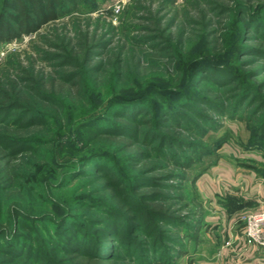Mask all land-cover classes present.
I'll use <instances>...</instances> for the list:
<instances>
[{
    "label": "trees",
    "instance_id": "1",
    "mask_svg": "<svg viewBox=\"0 0 264 264\" xmlns=\"http://www.w3.org/2000/svg\"><path fill=\"white\" fill-rule=\"evenodd\" d=\"M79 2L0 0V43L38 32ZM206 3L234 14V8ZM235 6L241 27L231 46L222 36L217 46L200 38L188 48L182 33L173 39L157 26L143 27L149 34L133 37V44L162 72L150 71L141 83L120 70L128 53L91 64L98 55L92 50L106 45L95 35L86 45V33L81 58L66 47L47 57L55 67L73 69L58 71L61 81L77 88L73 93L44 90L33 72L28 79L10 78L5 67L0 264H176L185 252L179 237L196 243L205 218L201 227L181 219L171 197L156 189L180 188L163 182H186L192 175L194 182L217 163L219 137L208 132L221 115L244 121L246 143L264 156V81L246 82L239 69L250 62L245 57L264 61V4L254 11L241 1ZM151 55L167 58L174 75ZM218 198L229 212L245 205L243 198Z\"/></svg>",
    "mask_w": 264,
    "mask_h": 264
},
{
    "label": "rangeland",
    "instance_id": "2",
    "mask_svg": "<svg viewBox=\"0 0 264 264\" xmlns=\"http://www.w3.org/2000/svg\"><path fill=\"white\" fill-rule=\"evenodd\" d=\"M207 1L210 0H81L74 7L70 6L58 20L46 24L38 32L23 35L9 43H0V73L8 66L7 75L10 74V78L16 76L19 79L26 77L28 79L29 72H33L44 90L62 91L66 93L65 95H68L69 92L73 93V90L76 91L77 88H72L68 83L61 81V74H58L60 71H71L73 69L67 66L55 67L47 57L48 55L64 54L62 48L66 47L67 50L73 48L74 52L81 58L85 50V41L82 35L86 33L85 35L90 37L86 45L91 43L92 35H95L96 40L94 41H101L106 45V49L92 50L98 55H93L91 64L94 65L101 59H115L119 53L120 55L128 53L127 63L123 64L120 70L122 74H128L129 78H131L130 75H133L135 81H142V76L147 75L150 71H156V74L162 72L145 60L147 53H143L144 49L140 50L139 46L133 44L136 42V39H132L133 37L149 34V31L143 27L152 29L153 26H157L160 30L163 29L165 35H171L173 39L176 38L177 34L182 33L181 37L183 41H187L188 48L191 46L196 48L200 38L205 39L212 46H217L222 40V36L225 37L226 44L230 45L234 42L241 27L236 22L237 16H235L236 12L234 10L239 8V6H235L236 2L241 1L246 10L250 9V11H254L257 5L264 4V0H212L224 7L234 8L232 11L234 14L231 12L221 14L216 12L215 6L207 4ZM201 10L206 14L205 17L201 16ZM149 16L153 20L147 22L146 17ZM167 27L169 28L167 29ZM191 29L197 31L195 36L190 35ZM150 33L154 32L150 31ZM190 38L192 41L188 43ZM248 43L255 45L256 41L252 40ZM148 56L150 57V55ZM151 57L156 58L161 67L166 65L170 75H174L173 64L167 58L158 55H151ZM245 59L250 62L248 61L249 63L239 68L241 77L246 82L250 79L249 81H252L255 85L262 83L264 81V61L253 59L251 56L249 58L245 57ZM261 67H263L262 70ZM258 69H260V76H252ZM19 70L25 74L20 73ZM31 79L33 78L31 77ZM179 82V80L176 81V83ZM28 83H30L29 80L21 81L22 85ZM260 89L261 95L264 96V86ZM215 121L213 123L214 130L210 129L208 135L219 137L218 145L214 150L216 157L218 156L219 159L225 157L233 161L232 157L241 159L240 157L248 154L260 155L262 153V150L248 146L246 143L248 136L246 123L239 120L237 116L233 118L228 115H221ZM241 161L245 162L244 159H241ZM151 162L152 160L149 163ZM212 168L213 166L204 174L210 173ZM191 173L193 172L189 171L188 175H192ZM153 175L158 177L162 175V171H156ZM192 176L186 182H176L174 180L163 182L165 186L172 183L174 187L179 183L180 188L175 190L163 187L156 190L171 197L172 201L170 203L172 209L176 211L175 215L180 218L183 217L185 221L194 225L200 221L201 227L205 212L207 211L208 214L211 209L210 204L205 203L203 200L210 199L209 192H204L205 195L202 194L197 187L201 176L191 182ZM218 196L215 194L212 199H219ZM205 225L206 223L199 232L196 243L187 237H183V235L180 236L181 238L179 237L180 242L185 243V252L177 257L176 264H205L211 261L206 259L211 257L212 247L210 243L203 240L206 230ZM208 233L211 236L212 232L209 231Z\"/></svg>",
    "mask_w": 264,
    "mask_h": 264
},
{
    "label": "crops",
    "instance_id": "3",
    "mask_svg": "<svg viewBox=\"0 0 264 264\" xmlns=\"http://www.w3.org/2000/svg\"><path fill=\"white\" fill-rule=\"evenodd\" d=\"M232 158L235 163L221 157L197 183L202 194L209 192L210 199L203 200L211 207L205 216L203 240L211 244L212 255L205 264H264V250L245 244L241 219L242 215L264 210V156L260 153L240 157L245 162ZM215 194L243 198L245 205L229 212L222 199H212Z\"/></svg>",
    "mask_w": 264,
    "mask_h": 264
},
{
    "label": "built area",
    "instance_id": "4",
    "mask_svg": "<svg viewBox=\"0 0 264 264\" xmlns=\"http://www.w3.org/2000/svg\"><path fill=\"white\" fill-rule=\"evenodd\" d=\"M244 221L243 238L247 246L264 250V210L253 211L242 217Z\"/></svg>",
    "mask_w": 264,
    "mask_h": 264
}]
</instances>
